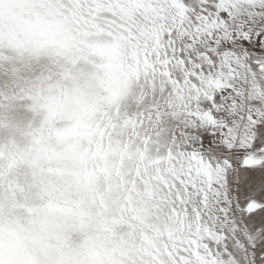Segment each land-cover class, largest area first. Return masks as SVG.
I'll return each instance as SVG.
<instances>
[{"label":"rangeland","instance_id":"1","mask_svg":"<svg viewBox=\"0 0 264 264\" xmlns=\"http://www.w3.org/2000/svg\"><path fill=\"white\" fill-rule=\"evenodd\" d=\"M74 0H0V264H161L179 225L150 103Z\"/></svg>","mask_w":264,"mask_h":264},{"label":"snow or ice","instance_id":"2","mask_svg":"<svg viewBox=\"0 0 264 264\" xmlns=\"http://www.w3.org/2000/svg\"><path fill=\"white\" fill-rule=\"evenodd\" d=\"M119 45L179 225L161 264H264V0H74Z\"/></svg>","mask_w":264,"mask_h":264}]
</instances>
